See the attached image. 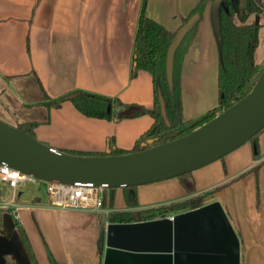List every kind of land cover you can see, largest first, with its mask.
<instances>
[{
    "label": "crops",
    "instance_id": "1",
    "mask_svg": "<svg viewBox=\"0 0 264 264\" xmlns=\"http://www.w3.org/2000/svg\"><path fill=\"white\" fill-rule=\"evenodd\" d=\"M199 0H148V16L176 32ZM143 0H0V96L17 110L42 109L32 134L65 151L105 153L113 147L130 150L154 122L149 114L133 118H95L83 114L67 97L74 92L104 94L126 104L153 108L155 80L147 70L134 68V44ZM181 63L182 115L197 119L219 104V52L206 3L196 33ZM63 98V99H62ZM10 110V109H8ZM16 110V109H15ZM15 112V111H14ZM17 117V123L21 122ZM30 123V124H31ZM27 124V125H30ZM261 157L256 156L255 147ZM264 173V131L224 157L191 172L135 187L136 199L124 187L107 189L100 210L52 206L41 196L17 200L13 206L40 264L51 252L59 264H101L99 238L108 216L139 210L198 194L231 182L253 167ZM253 171L230 183L208 202L218 200L241 240L244 263H264V181L255 194ZM258 195L262 205H256ZM113 201L111 202V198ZM11 200L7 199L4 201ZM134 218V219H135Z\"/></svg>",
    "mask_w": 264,
    "mask_h": 264
},
{
    "label": "water",
    "instance_id": "2",
    "mask_svg": "<svg viewBox=\"0 0 264 264\" xmlns=\"http://www.w3.org/2000/svg\"><path fill=\"white\" fill-rule=\"evenodd\" d=\"M208 3L222 59L225 0ZM201 17L199 12L191 15L176 31L168 48L167 80L172 90L176 51L193 28L196 33ZM156 93L162 118L170 126L159 79ZM79 94L74 92L67 98ZM263 128L264 69L245 96L210 120L166 142L155 144L154 139H149L150 146L137 151L72 153L50 146L0 119V164L39 180L105 188L134 187L179 177L203 167L250 141ZM104 228L102 264H241L239 234L218 200L177 212L173 219L164 216L143 220L138 216L130 222L109 221ZM7 257L15 264H34L9 211L3 213L0 225V264H6Z\"/></svg>",
    "mask_w": 264,
    "mask_h": 264
},
{
    "label": "trees",
    "instance_id": "3",
    "mask_svg": "<svg viewBox=\"0 0 264 264\" xmlns=\"http://www.w3.org/2000/svg\"><path fill=\"white\" fill-rule=\"evenodd\" d=\"M208 1L209 0H199L195 8L186 18H184V22L196 12L202 14L203 8ZM226 2L227 0H225V5ZM147 4L148 0H143L137 22L134 44L135 65L132 69V76H135L139 70H147L153 75L155 80L154 107L147 108L139 104H126L121 102L118 98L98 93L80 92L79 95L71 98L74 105L83 114L89 117L115 119L116 121H120L124 118H133L144 114H149L153 117V124L142 133L130 150L113 147L111 149L112 153L137 151L146 146H150V144H148L149 139H154V143L156 144L175 139L192 131L196 127L213 118L218 112L226 109L234 102L245 96L252 89L260 73L264 69V64L257 63L255 59L256 50L259 45L260 24L255 21H246V17H248L249 14L254 12H264L263 1L246 0V8L241 16H236L237 14L234 13L235 6L230 8L227 4L226 6L228 10L226 8H222V32L224 45L218 74L219 104L205 115L194 120L185 121L182 115L180 74L181 63L187 50V46L184 45V43L189 42L191 38H184L176 51L174 60L175 87L172 90L167 80V52L176 32L169 30L163 24L148 16L146 12ZM237 18L239 19L240 23L235 21ZM194 32L195 28H193L187 34V37H191ZM157 79L160 80V84L167 102L166 110L171 123L170 126H168L162 118L161 106L156 93ZM116 106H120V109H116ZM35 125H38V123L33 122L30 125H27V129H23L22 126L19 127L32 134V127ZM263 131L264 128L260 130L250 141L256 140ZM144 143L146 144L145 146H143ZM69 152L77 154H97L81 151ZM255 154L256 156L261 157L259 148L257 146ZM255 169L257 170L258 167L256 166L250 168L249 170L237 175L231 180V182L218 184L213 187V189L206 190L205 192L189 195L183 199L172 200L168 203H161L142 208L139 210V216L144 220L155 218L158 215L164 217L175 211L179 212L191 209L198 205H202L206 202L207 197L215 190L228 186L230 183L241 179ZM179 178L182 180H188L185 183L188 191H192V189L194 190V179L191 175V172L185 173L179 176ZM135 187L137 186L124 188L128 191L130 190L131 198L134 197L136 199V193L133 190ZM38 197H34L33 201L37 200ZM112 201L113 197L111 198V202ZM6 210L12 213L16 227L18 228L26 244L34 264H40L34 254L25 228L21 220L18 218L13 206L9 205L5 210L0 207V225L2 224L3 213ZM134 218L135 216L131 211H116L108 216V220L112 222H130L133 221ZM102 224L103 226L99 238V250L103 256L104 245L102 242L105 228L104 223ZM6 264H15V262L10 257H7ZM49 264H59L51 252L49 253Z\"/></svg>",
    "mask_w": 264,
    "mask_h": 264
},
{
    "label": "rangeland",
    "instance_id": "4",
    "mask_svg": "<svg viewBox=\"0 0 264 264\" xmlns=\"http://www.w3.org/2000/svg\"><path fill=\"white\" fill-rule=\"evenodd\" d=\"M239 3H240V8H241L245 5V0H239ZM235 21L237 23H240L238 18ZM246 21H248V22L255 21V22L260 24L259 45H258V48L256 50L255 59H256L257 63L264 64V12L252 13L248 16ZM14 108L16 110L12 109L8 105L6 98H4L3 96H0V119L4 120L10 124H16L17 123V117H19L18 119L22 123L21 126L23 127V129H27L28 128L27 124L31 123V122H24V121L30 119V117H40V110H42V109H33V110L31 109L30 110V109H26V108L17 110L16 107H14ZM8 109H10V110H8ZM253 173L255 175V177H254L255 194H262V181H264V173L261 175L259 170H256V169L253 171ZM47 186H48V184H47V181H45V180H39L38 179L37 182L27 180L24 183H22L21 186L19 187V189L20 188L22 189L23 194L20 196H17L16 198L19 201H23V200L30 201L32 198L34 199V196L39 195L43 199H48ZM215 186H213V187H215ZM213 187L208 188L207 190L213 189ZM0 188H1L0 207L5 210L7 208V206H9V204L5 203L4 200L10 199L12 197V195L16 196L17 194H13V189L5 183L0 182ZM224 188H226V187H221V188L215 190L211 194H217L220 191H222ZM205 191L206 190H204L202 192H205ZM206 202H208V197H207ZM256 205L259 208L262 205L260 195H258ZM6 211H8V210H6ZM179 212H181V211H179ZM173 213H177V212L175 211ZM159 217H161V215H158L155 218H159ZM241 264H250V263H244V261H242V259H241ZM260 264H264V263H260Z\"/></svg>",
    "mask_w": 264,
    "mask_h": 264
},
{
    "label": "built area",
    "instance_id": "5",
    "mask_svg": "<svg viewBox=\"0 0 264 264\" xmlns=\"http://www.w3.org/2000/svg\"><path fill=\"white\" fill-rule=\"evenodd\" d=\"M27 180L38 181V179L23 174L18 170L0 165V182L11 187L13 194H16L21 184ZM47 184V194L52 206L76 209H102L106 190L109 189L101 186L61 183L56 181H47ZM14 198L15 195H12L11 200L5 201V203L13 205ZM174 214L170 213L165 217L173 219Z\"/></svg>",
    "mask_w": 264,
    "mask_h": 264
},
{
    "label": "flooded vegetation",
    "instance_id": "6",
    "mask_svg": "<svg viewBox=\"0 0 264 264\" xmlns=\"http://www.w3.org/2000/svg\"><path fill=\"white\" fill-rule=\"evenodd\" d=\"M246 1V0H245ZM261 1H264V0H261ZM264 3V2H263ZM228 4V6L230 7V8H233V6H235V11H234V13L235 14H237L236 16H241V14L245 11V5L243 6V7H241L240 8V3H239V0H227V2H226V5ZM226 5H224V7L223 8H227V6ZM255 13V12H254ZM250 15V14H249ZM248 15V16H249ZM246 18H248V17H246ZM144 220V219H143Z\"/></svg>",
    "mask_w": 264,
    "mask_h": 264
},
{
    "label": "bare ground",
    "instance_id": "7",
    "mask_svg": "<svg viewBox=\"0 0 264 264\" xmlns=\"http://www.w3.org/2000/svg\"><path fill=\"white\" fill-rule=\"evenodd\" d=\"M0 165H2V164H0ZM5 167H7L8 165H6V164H3ZM9 167V166H8Z\"/></svg>",
    "mask_w": 264,
    "mask_h": 264
}]
</instances>
